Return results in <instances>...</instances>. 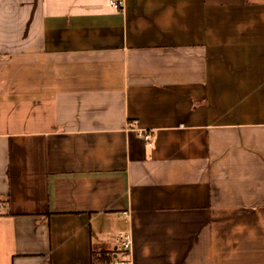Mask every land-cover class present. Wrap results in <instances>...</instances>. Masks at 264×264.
Instances as JSON below:
<instances>
[{
    "label": "crops",
    "instance_id": "0c3cea01",
    "mask_svg": "<svg viewBox=\"0 0 264 264\" xmlns=\"http://www.w3.org/2000/svg\"><path fill=\"white\" fill-rule=\"evenodd\" d=\"M123 237L264 264V0H0V264Z\"/></svg>",
    "mask_w": 264,
    "mask_h": 264
},
{
    "label": "built area",
    "instance_id": "2783aa9c",
    "mask_svg": "<svg viewBox=\"0 0 264 264\" xmlns=\"http://www.w3.org/2000/svg\"><path fill=\"white\" fill-rule=\"evenodd\" d=\"M123 2L124 0H109L111 7L118 12L123 8ZM139 136L148 143L152 140V136L149 132H140ZM129 248V240L127 237H123L122 241L120 242L119 249H116V254L113 255L112 264H131L129 260Z\"/></svg>",
    "mask_w": 264,
    "mask_h": 264
},
{
    "label": "trees",
    "instance_id": "16d2710c",
    "mask_svg": "<svg viewBox=\"0 0 264 264\" xmlns=\"http://www.w3.org/2000/svg\"><path fill=\"white\" fill-rule=\"evenodd\" d=\"M92 264H112L113 255L109 252H103L97 257H93Z\"/></svg>",
    "mask_w": 264,
    "mask_h": 264
},
{
    "label": "rangeland",
    "instance_id": "374dc122",
    "mask_svg": "<svg viewBox=\"0 0 264 264\" xmlns=\"http://www.w3.org/2000/svg\"><path fill=\"white\" fill-rule=\"evenodd\" d=\"M104 251H101V252H99V253H96V257L98 256V255H100L101 253H103Z\"/></svg>",
    "mask_w": 264,
    "mask_h": 264
}]
</instances>
